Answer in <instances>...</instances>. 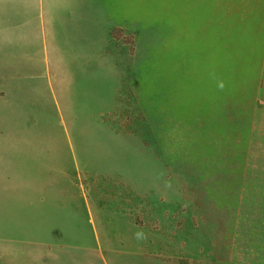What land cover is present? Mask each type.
Returning a JSON list of instances; mask_svg holds the SVG:
<instances>
[{
    "label": "rangeland",
    "instance_id": "rangeland-1",
    "mask_svg": "<svg viewBox=\"0 0 264 264\" xmlns=\"http://www.w3.org/2000/svg\"><path fill=\"white\" fill-rule=\"evenodd\" d=\"M0 18V264H264V0Z\"/></svg>",
    "mask_w": 264,
    "mask_h": 264
},
{
    "label": "bare ground",
    "instance_id": "bare-ground-1",
    "mask_svg": "<svg viewBox=\"0 0 264 264\" xmlns=\"http://www.w3.org/2000/svg\"><path fill=\"white\" fill-rule=\"evenodd\" d=\"M3 12L5 13V11H3ZM0 19H1V18H0ZM4 26H6V25L4 24ZM6 30H7V29H6ZM6 30H4V31H6ZM6 117H7V116H6ZM3 118H4V117H3ZM4 119H5V118H4ZM3 121H4V120H3ZM47 127H48V126H47ZM7 128H8V127H7ZM24 147H25V146H24ZM25 148H26V147H25ZM21 150H22V149H21ZM33 151H34V150H33ZM19 152H20V151H19ZM35 152H36V151H35ZM11 153H12V152H11ZM25 153H26V152H25ZM36 153H37V152H36ZM21 154H22V152H21ZM26 154H27V153H26ZM37 154H38V153H37ZM4 155H5V154H4ZM4 155H3V156H4ZM6 155H7V154H6ZM9 155H10V154H9ZM27 155H28V154H27ZM32 155H33V154H32ZM32 155H31V156H32ZM39 155H40V154H39ZM12 156H13V155H12ZM12 156H11V157H12ZM34 156H35V154H34ZM4 157H5V156H4ZM32 157H33V156H32ZM34 159H35V158H34ZM35 160H36V159H35ZM37 162H38V160H37ZM5 164H6V163H5ZM9 165H10V164H9ZM43 165H44V164H43ZM4 167H5V166H4ZM4 167H3V168H4ZM10 167H11V166H10ZM25 169H26V168H25ZM9 171H10V170H9ZM9 171H8V172H9ZM15 171H16V170H15ZM11 172H12V171H11ZM24 172H25V171H24ZM6 173H7V172H6ZM6 173H5V174H6ZM13 173H14V172H13ZM14 174H15V173H14ZM7 176H9V175L7 174ZM18 176H19V175H18ZM12 177H13V176H12ZM19 177H20V176H19ZM14 178H16V177H14ZM14 178H13V179H14ZM7 179H8V178H7ZM11 179H12V178H11ZM15 180H17V179H15ZM22 181H24V180L22 179ZM24 183L26 184V182H24ZM16 184H18V183H16ZM28 185H30V183H29ZM40 185H41V183H40ZM40 185H39V186H40ZM37 186H38V184H37ZM40 189H41V188H40ZM38 190H39V189H38Z\"/></svg>",
    "mask_w": 264,
    "mask_h": 264
}]
</instances>
